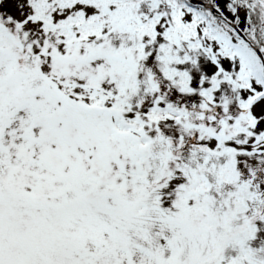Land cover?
<instances>
[{"label":"snow or ice","instance_id":"obj_1","mask_svg":"<svg viewBox=\"0 0 264 264\" xmlns=\"http://www.w3.org/2000/svg\"><path fill=\"white\" fill-rule=\"evenodd\" d=\"M0 264H264V0H0Z\"/></svg>","mask_w":264,"mask_h":264}]
</instances>
